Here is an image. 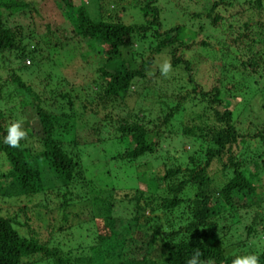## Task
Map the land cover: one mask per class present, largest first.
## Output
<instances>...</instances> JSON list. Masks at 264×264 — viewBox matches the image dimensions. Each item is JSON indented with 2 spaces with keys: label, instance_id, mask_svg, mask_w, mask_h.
I'll list each match as a JSON object with an SVG mask.
<instances>
[{
  "label": "trees",
  "instance_id": "16d2710c",
  "mask_svg": "<svg viewBox=\"0 0 264 264\" xmlns=\"http://www.w3.org/2000/svg\"><path fill=\"white\" fill-rule=\"evenodd\" d=\"M100 1L103 7L98 4L95 13L88 11L89 5L85 3L88 0H78V4L74 0H51V6L55 5L67 22V28L61 29L43 22L47 17L42 11L47 8L41 1L0 0V68L9 71H6L9 79L0 84V94L4 89L7 100L15 98L17 106L22 107L28 104L33 116L22 127L27 132V140H21L18 148L3 142L7 131L0 122V165L5 167L0 173V199L17 206L10 215L0 210V264H186L196 249L202 252L201 260L207 264H233L234 258L227 255L217 237L221 216L225 218L226 212L243 209L239 224L245 227L246 233H254L257 227L264 234V212L256 211L263 204L253 181L256 174L246 176L242 160L234 153L235 146H244L241 144L246 140H251L246 146L253 147V152L246 153L244 146V159L251 156L252 160L258 149L263 151L264 127L254 133L240 134L232 120L233 111L228 109L229 99H240L251 93L246 83H257L253 73L259 63L256 56H248L249 39L252 40L249 34H243L247 42L243 53L232 54L229 59L226 50L220 53L219 64L209 62L213 70L221 73L228 68V86L214 85L203 90L195 82L192 61L198 64L207 60L201 50L210 48V41L223 46L239 42L232 26L221 28L223 19L231 15L225 8L238 5L239 0H188L196 8L181 12L191 21L190 28L184 22L164 25L157 0H131L139 18L128 23L123 22V16L109 13L107 7L117 6L115 2ZM253 1L252 9H261V1ZM44 3L48 5L47 1ZM243 27L247 28L246 23ZM51 35L57 40L53 41ZM80 44L86 47L83 52L78 51ZM52 51L71 56L63 57L62 61L57 57L60 64L55 65L50 56ZM76 58L81 66L76 64ZM162 58L170 61L172 69L177 68L179 74L168 83L177 92L171 94L170 102H165L166 94L159 92L158 86L149 84L151 76L161 73L156 61L161 62ZM83 63L88 68L95 67L87 80L83 77L82 84L74 85L58 72V68L77 66V72L86 73L89 69ZM182 78L189 96L186 87L178 84ZM50 82L53 87L48 85ZM88 85L98 90H92L91 94L78 91ZM144 95L154 98L144 103L147 108L140 104L145 100ZM196 96L206 100L212 111L211 122L197 113L190 116L189 123L180 119L186 100ZM113 102L118 106L125 104L126 112L129 111L120 117L116 126L110 127L113 134L109 137L103 123L112 120ZM135 104L139 108L132 111L130 106ZM153 110L158 111L154 117ZM76 116L85 120L94 137L100 141L112 140L122 148L111 158L133 168L134 184L119 196V201L131 205V216L120 225L130 230L143 217L141 227L145 230V240L138 237L136 244L131 233L127 236L117 232L118 221L110 216V198L116 194L109 190L101 191L105 196L95 194L92 184L77 171L79 163L62 139L68 132L74 134ZM197 118L199 124H196ZM196 139L206 142L207 146L195 147L188 153L189 147L183 148L184 145L189 146ZM69 142H73V137ZM174 149L180 150L179 157L171 154ZM149 158L152 163H160L161 168H151ZM142 159L140 165H134ZM73 181L88 197L86 204L95 205V212L89 210L95 236L87 253L71 254L18 232L16 227H23L17 220L25 208L22 200L38 196L44 189H62L64 209L68 206V189ZM86 182L83 189L81 186ZM241 193L245 194V201L241 205L232 203L233 197ZM157 210L164 218L168 217L164 224L158 222ZM144 211L150 215L144 217ZM247 215L251 217L246 222ZM65 217L62 213L63 220ZM173 236L179 238L175 240ZM35 255L41 258L32 259ZM256 256L259 264H264V251Z\"/></svg>",
  "mask_w": 264,
  "mask_h": 264
},
{
  "label": "rangeland",
  "instance_id": "374dc122",
  "mask_svg": "<svg viewBox=\"0 0 264 264\" xmlns=\"http://www.w3.org/2000/svg\"><path fill=\"white\" fill-rule=\"evenodd\" d=\"M37 1H41V3L44 4L43 6L47 8V11H42V14L44 15L45 13L47 17L46 20L43 21L44 23L48 22L52 26H59L61 29L67 28L66 20L62 16H60L55 5L51 6V0ZM45 1L48 2V5L44 3ZM110 1L115 2L117 6L114 4H110L107 7L110 10L109 13H115L117 17L123 16V22L128 23L139 18L137 9L134 7V2H132L131 0H103V2ZM260 1L261 9L259 10L252 9L254 2L253 0H239L238 5L234 4L232 6L226 7L225 9L228 10L231 15L226 17L225 20L223 19L221 28H226V26L228 25L232 26L233 29L231 30H233L234 35H238V39L240 38L239 42L235 41L234 46L232 44L231 46H223L220 44H214L213 41H210V44H212L211 47L206 48L207 50H201L202 54L207 56V60L198 64H196L195 61H192V69L196 70L194 72L195 82L199 84L203 90H209L214 85L221 87L224 84L228 86V84L230 83L227 77L228 68L226 67L225 72L223 71V73H221L218 72V70H213L209 66V62L211 61V63H213L214 65L219 64L218 58L220 56V53H225L226 50H228V54L230 55L228 57L229 59L231 58V56H233L232 54L236 55V53H243L242 48L247 44V42H245L246 38L244 37V35L249 34L251 36L252 40L249 39L251 48L249 50V54L248 51H246V53L248 54V56H256L257 62L259 63V65L255 69V73H253V78L257 79V83H248L247 81L246 84L250 85L251 93L242 95L240 99H229L228 105V109H231L233 111L232 120L238 128V133L240 134L254 133L256 130L264 127V0ZM100 2V0H88V2L85 3H87V6L89 5L88 11H93L96 13L97 5L99 4L102 6ZM73 3L78 4V0H74ZM157 5L158 7H160V12L163 14L162 21L164 25L184 22L186 26H188L187 28H190L189 26L191 25V21L185 18L184 15H182L181 10L193 11L196 7L192 2L189 3L188 0H157ZM236 12L239 13L237 16ZM196 23L197 22L194 23V26H196ZM244 23H246L247 25L246 29H244L243 27ZM65 35L66 37L69 36L67 30L65 31ZM51 38L53 41L57 40V38L55 40L52 35ZM43 39L45 38L43 37ZM205 39L207 40L209 38ZM241 39L242 41H240ZM73 40L76 41V39ZM78 49V51L83 52L84 50H86V47L83 46V44H80ZM50 56L52 58V61H55V65H59L60 63H58L57 57H59L60 61H62L63 57L69 58V56L71 55H69V53L66 55L64 52L60 51H52ZM91 59L92 61H94L95 57L93 56V58ZM165 60V58H162L163 62ZM75 61L78 66H81L82 63L78 58H76ZM75 61L73 60V62ZM162 61L156 62L158 64H162ZM85 67L89 69V71L87 70L86 73L84 71L77 72L76 69H79L77 66L58 68V72L60 73V75L73 82L74 85H77L78 83L82 82L83 77H85L86 80L90 77L89 72H93L95 66L92 65V67L90 66L89 68L87 66ZM6 71H8L7 68H0V84L4 80L7 81L9 79V71ZM256 74L259 75V77L255 76ZM178 75V69L176 68L172 69V72L169 73V76L167 78L162 76L161 73L157 76L151 77L150 74H148L147 77H150L151 80L149 84H154V87L158 86L160 88L159 92H164L166 94L165 102H170L171 94H175L177 92L171 87V84L168 83L171 78ZM178 84H180L182 88L186 87V94L187 96H189L190 93L187 91L188 86H186L183 78L182 82ZM48 85L50 87L54 86V84L51 82ZM92 90H94L95 92L98 90V88L92 85H88L80 87L78 89L79 92L88 94H91ZM182 91L185 92V89H182ZM5 92L6 90L2 89V93L0 94V114L2 115L0 122L3 129L7 131L9 125L15 121H22L23 127L26 123H29V121L33 120L32 113H30L31 107H29L28 104H24L23 107L17 106L15 98H12V100H7L6 98H4ZM145 93L146 92H142L141 94ZM149 97L150 95H144L145 100L140 103L142 108H147L145 105L146 102H151V100L154 99H150ZM111 106L112 108L110 109V111L111 115L113 116L112 120L109 121L107 119L103 123L104 130L108 132L107 136L109 137L111 134H113L110 127L116 126L120 117L125 116L129 111L128 110L126 112L125 104H123V106H118L116 102H113L111 103ZM54 108L56 109L57 105L54 106ZM130 108L132 111H136L139 107L135 104L133 107L131 105ZM60 110H63V108ZM161 110H164V106ZM151 112L152 117H154L158 111L153 110ZM193 113L200 114L201 118L207 117L206 121L211 122L212 111L210 110L205 99L199 98L197 96L194 99H191L189 97L188 100H186V102L184 103V109L182 111L180 119H186V122L189 123L188 119L190 118V116L192 117V115H195ZM84 121V119L80 120V116H76V127L73 130L74 134L71 135L70 132L64 134L62 138L64 141L63 145L67 146V150L70 152V154L77 159L80 166L79 168H77V171H79L83 175L84 179H87L88 183L92 184V187L95 190V194L100 193L101 196H105L106 193L101 192L103 190H109L111 191V193L116 194L115 197L110 198V216L118 221L117 232L119 234L126 233L127 236H130L131 233V237L134 243L137 244L139 240L138 237H140L142 240H145V237L143 235L145 233V230L141 227L143 217L139 218L136 226L130 230L126 228V225H120L126 220V218H129L131 216V205L127 204L125 201H119V196L134 184V181L131 178V176H133L134 174V170L132 167H128L120 161L114 162L111 156H115L116 152H121L122 148L116 143L112 142V140L102 141V139L100 141L98 137H94L92 135V131L87 127ZM196 124H199L198 118L196 120ZM107 136H105V138ZM71 137H73L72 143L69 142L71 140ZM246 142L247 140L241 145L246 146ZM248 142H251V140H248ZM198 146L204 149L207 144L206 142H200L198 141V139H196L195 142L191 141L189 143V146L184 145L183 148L187 149L189 147V151L187 152L190 153L195 147L197 148ZM244 146L236 145L234 153L235 156H237L236 158L242 160L241 167L243 168L245 175L247 174L249 177H251L252 172H255L256 174V177L253 178V181L255 182L257 195H260V197L263 198V204L259 208H256V211L261 213L264 212V148H262L263 151H260V149H258L257 154L254 155L255 157L250 160L251 156H246L244 159V155H242ZM249 146H246V153L252 155L253 147ZM179 147L181 146L179 145ZM170 152L177 157H179L180 155L179 149H174ZM144 160H147L146 157L144 158ZM142 162L143 159L141 161L137 160L134 165H140ZM148 163L150 164L151 168H158L160 166V163L158 162L152 163V160L150 158ZM213 168H215V166H213ZM4 170L5 167L0 165V173ZM210 170L211 173L212 169ZM215 178L218 181L221 180L217 176ZM87 182L81 187H86ZM72 183L73 185L71 184L68 189V206H65L64 209H62L63 199L61 197V194H63L64 192L62 189L58 191L51 188L44 189V191L38 196L22 200L25 208L22 213L18 214L17 220L23 224V227H16L18 232L25 234L26 237L30 235L32 238H37L40 241L46 242L47 246L49 247H58L63 251L68 250L69 252H71V254L87 253L88 245L90 244L92 237L95 236L94 222L90 219L89 212L90 209L95 212V205L92 204L91 206L92 202L90 201L89 204H86V200L88 201V197L85 195V193L80 191V185L78 186L77 182L73 181ZM83 189L85 188L83 187ZM243 195L245 194L241 193L239 197L238 195L236 197H233L232 203L241 205L245 201V196ZM188 196L191 197V193L188 194ZM80 200L84 201H82V203L80 204H77V202ZM10 204L12 203L2 202V200L0 199L1 212H7L6 214L9 215L13 214L17 206L14 204ZM236 211L234 209L230 210L229 213L226 212L225 218L221 216V220L218 221L220 228L218 230L217 237L221 241L227 255L232 256L234 260L238 257L258 255L260 252L264 251V234L257 227H254V233L247 234L245 227H242L243 225L239 224V219L242 216L244 210L237 209ZM62 213H64L66 216L64 218L65 220H63L62 218ZM149 215L150 213L144 211V217H148ZM155 215L158 217V222L160 224H164L165 218H168H164L160 210H157L155 212ZM178 215L179 213L176 212L175 218H177ZM187 215L184 214L182 216L187 217ZM248 215L246 216V218L244 217V221L246 222L247 219L249 221L251 217ZM169 218L171 219L172 217L170 216ZM173 237H175V240L179 238L176 236ZM31 258L33 259L41 257L35 255ZM31 258L28 260H32ZM39 264L43 263L40 262ZM152 264H156V262H152ZM204 264H207V262H204Z\"/></svg>",
  "mask_w": 264,
  "mask_h": 264
},
{
  "label": "clouds",
  "instance_id": "9594fccd",
  "mask_svg": "<svg viewBox=\"0 0 264 264\" xmlns=\"http://www.w3.org/2000/svg\"><path fill=\"white\" fill-rule=\"evenodd\" d=\"M159 67L161 75L166 78L169 76V73L172 72V65L168 60H165ZM21 140H27V132L22 128V121H15L7 128V135L3 142L9 147L18 148L20 147ZM202 255L199 249L194 250L191 257L187 259L186 264H204V261L201 260ZM233 264H259V258L256 255L238 257L233 260Z\"/></svg>",
  "mask_w": 264,
  "mask_h": 264
}]
</instances>
